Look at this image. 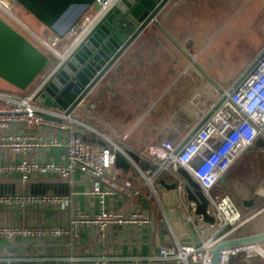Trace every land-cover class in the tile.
Returning <instances> with one entry per match:
<instances>
[{
	"label": "built area",
	"instance_id": "1",
	"mask_svg": "<svg viewBox=\"0 0 264 264\" xmlns=\"http://www.w3.org/2000/svg\"><path fill=\"white\" fill-rule=\"evenodd\" d=\"M117 1L95 0L66 34L70 43L66 51L60 54L56 48L61 41L59 36L48 29L44 35L34 33L14 14L10 0H0V15L5 20L23 32L26 28L27 31L23 33L26 37L49 55L53 53L58 57L53 69L31 89L0 88V177L16 176L21 184H26L35 176H56L69 183L78 172L81 177L90 180L87 193L98 202L97 209L75 210L66 222H0V241L19 238L56 242L64 237L73 239L83 229L103 232L112 224L141 227L151 221L149 212L139 206L116 210L110 206V200L115 196L137 200L141 196L163 212L157 184L164 179L167 183L175 182L178 198L186 206L189 217L203 223L201 217L194 213L195 203L186 198L185 181L178 174V167L185 169L198 182L209 199L207 212L213 215L214 223L208 225H215L223 232L219 237L226 235L246 219L237 204L227 194L216 191L215 186L242 152L257 137H264V50L243 76L228 86L205 76L202 83L197 84L186 98V105L191 113L190 129L184 133L179 132L174 139L158 138L135 151L141 159L148 162L147 166H142L129 156L124 146L78 118L75 112L84 103L66 114L63 109L46 107L35 101L40 88L49 80L53 70ZM77 31V35L72 38ZM85 137L100 138L105 145L85 140ZM52 148H62L63 152L58 158L31 155L33 150L44 152ZM115 151L127 158L136 181L119 177L114 168ZM70 200L69 193L0 192V209H64ZM200 232L201 235L204 234L205 227ZM219 237L209 236L199 244L185 245L177 238H172L159 246L157 258L160 261H182L184 264H210L212 254L208 246ZM240 249H245L248 255L261 251L259 254L264 256L263 248L251 244L223 250L219 264H223V259H228V252ZM151 260L108 254L0 256V264H150Z\"/></svg>",
	"mask_w": 264,
	"mask_h": 264
},
{
	"label": "crops",
	"instance_id": "2",
	"mask_svg": "<svg viewBox=\"0 0 264 264\" xmlns=\"http://www.w3.org/2000/svg\"><path fill=\"white\" fill-rule=\"evenodd\" d=\"M177 1L180 0H169L160 10V12L165 11V18L160 19L157 16L156 21L162 29L151 25L143 29L117 61L105 72V132L98 130L112 141L134 151L142 148L126 145L123 140L126 137H119V132L115 129L124 120L118 113L132 110L165 112L158 117L149 118L148 121L150 122L148 124L158 126L161 123L163 127L174 126L173 112L188 109L186 105L187 96L197 84L202 83L205 76L194 68L193 63L191 64L190 58L196 61L195 56H192L191 43H187L188 49L185 50L181 45L180 38L178 39L173 35L175 24L181 25L182 16L187 13L184 9L190 8L196 14L210 16L223 14L225 9H230L231 13V10L237 7L234 2L232 3V0H181L185 1V4L183 3L182 11H178L177 8L171 7ZM209 22L211 24L210 30H219L222 27L219 26L220 22L215 17L211 18ZM231 23L232 18L230 25ZM189 64L193 65L190 68L191 74L185 72ZM1 81L3 80L0 79V84ZM77 109L80 114L81 107ZM168 112L172 113L168 114ZM79 114L76 116L81 118ZM178 119L176 123H179ZM125 120L130 119L125 118ZM137 120L133 121V124H136ZM90 125L97 128L93 124ZM178 131L179 129L176 131L164 130L161 134H158L157 138L148 139V143L158 138L174 139L180 132ZM62 152V148H52L50 150L46 149L44 152L33 150L31 155H41L40 158L43 155L58 158ZM263 157L264 137L259 136L234 161L222 175L223 180H219L215 186L216 191L227 194L243 213L252 211L256 215L264 209V194L260 192L261 189H264V178L255 179V183L251 187H246L247 190L243 187L239 188L234 182L237 181L243 170H254L257 160L263 159ZM114 168L117 169L119 177L137 180L131 167L126 170L114 164ZM168 180L166 179V181ZM234 184L235 187H233ZM89 188L90 180L81 177L78 172L72 176V181L69 183L56 176H35L26 184H21L16 176L0 177V192L27 191L30 193L71 194V200L64 209L47 207H35L24 211L0 209V222H66L77 209H97V199L87 193ZM244 199H253L255 203L251 207H246L242 204ZM258 204L262 205L259 210L256 209ZM110 206L120 211L139 206L150 213L151 221L141 227L112 224L103 232L91 228L83 229L73 239L64 237L56 242H36L20 240L19 238L12 241L3 240L0 241V256L52 257L67 254H108L112 256H132L141 258L143 261L151 258L150 264L162 262L158 260V254L154 252V241L156 234L159 232L160 222L157 207L151 204V208L146 209L141 204L139 205L137 200L126 199L123 196L112 198ZM247 220L245 219V221ZM200 224L205 227V233L200 236L201 240L209 236L219 237L223 233L215 225ZM166 242H162L161 245Z\"/></svg>",
	"mask_w": 264,
	"mask_h": 264
},
{
	"label": "water",
	"instance_id": "3",
	"mask_svg": "<svg viewBox=\"0 0 264 264\" xmlns=\"http://www.w3.org/2000/svg\"><path fill=\"white\" fill-rule=\"evenodd\" d=\"M95 0H10L19 3L48 30L63 38L77 23ZM169 0H118L75 46L63 62L56 67L49 80L40 88L35 101L46 107H57L70 113L85 101V97L105 72L117 61L137 35L151 25L162 29L156 18ZM52 57L22 32L18 31L0 15V79L14 88L26 90L50 65ZM191 64L205 76V72L190 58ZM53 66L51 69H53ZM50 69V70H51ZM49 70V72H50ZM47 118H53L42 114ZM101 145L105 142L96 137H85ZM113 151L112 148H110ZM125 151L136 162L147 166L132 149ZM115 166L129 169L130 163L119 151L114 152ZM184 179L187 200L195 203L194 213L203 224H213V215L207 212L209 199L198 182L182 167L177 168ZM223 180V176L219 178ZM163 212L159 210V232L155 236L154 252L164 241L177 238L181 244H199L203 225L189 217L186 206L177 195L175 182L160 180L157 184ZM137 201L146 209L151 208L147 198L139 196ZM253 199H244L246 207L254 205ZM260 204L256 209H260ZM257 245L264 249V209L208 246L211 251L210 264H219L223 250ZM153 264H184L182 261H162ZM189 264H198L189 262ZM223 264H264V256L258 252L245 256V249L228 252Z\"/></svg>",
	"mask_w": 264,
	"mask_h": 264
},
{
	"label": "rangeland",
	"instance_id": "4",
	"mask_svg": "<svg viewBox=\"0 0 264 264\" xmlns=\"http://www.w3.org/2000/svg\"><path fill=\"white\" fill-rule=\"evenodd\" d=\"M233 2L237 7L233 8L231 13L230 9H225V13L219 15L196 14L193 9H184L187 13L182 16L181 25L175 24L173 32L176 38H180L183 49H188L186 45L191 43L190 47L193 50L192 56H195V62L203 69L205 74L223 86H228L243 76L250 64L264 50V0H232ZM183 3L185 4V1L180 0L171 7L182 11ZM12 11L34 33L38 35L47 33V28L19 3L12 5ZM158 17L164 19L165 11H161ZM214 17L220 22L219 26H222L219 30L209 29L211 25L209 20ZM231 18L232 23L230 25ZM176 28L178 29L176 30ZM77 33L78 31L73 34L72 38ZM69 43L70 38H66L65 35L57 44V51L62 54L66 51ZM51 54L50 65L28 89L40 82L58 60V57L53 53ZM191 66L193 65L189 64L185 70L187 74H191ZM194 68L196 67L194 66ZM196 70L200 72L198 69ZM0 88L13 89L14 87L1 81ZM79 112L81 113L75 112L77 116L79 114L81 119L105 132V75L87 94ZM164 113L152 110L119 112L118 114L124 120L115 129L118 130L119 137L126 135V138L123 139L126 145L135 148H143L148 144V139L157 138L158 134H161L164 130L176 131L179 129L180 132L184 133L190 129L191 113L188 109L173 112L174 126L163 127L161 123L158 126L148 124L150 122L148 121L149 118H155ZM125 118L130 120H125ZM136 119H138L137 123L133 124ZM177 119L179 123H176ZM260 177L264 178V157L257 160L254 170H243L234 183L239 188L243 187L247 190L255 183L254 180H258ZM235 184L233 187H235ZM243 214L246 219H250L254 215L252 211ZM245 256H248V254L245 253Z\"/></svg>",
	"mask_w": 264,
	"mask_h": 264
},
{
	"label": "bare ground",
	"instance_id": "5",
	"mask_svg": "<svg viewBox=\"0 0 264 264\" xmlns=\"http://www.w3.org/2000/svg\"><path fill=\"white\" fill-rule=\"evenodd\" d=\"M11 25L14 26L18 31H20V32H22V33H25V32L27 31L26 28H24V32H23L20 28H18V27L15 26L14 24L11 23ZM82 39H83V38H82ZM82 39H81V40H82ZM200 72H201V71H200ZM201 74L203 75V73H201ZM203 76H204V75H203ZM204 77H205V76H204ZM260 192H261L262 194H264V189H261ZM258 253H262V252H261V251H258Z\"/></svg>",
	"mask_w": 264,
	"mask_h": 264
}]
</instances>
